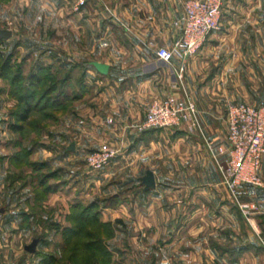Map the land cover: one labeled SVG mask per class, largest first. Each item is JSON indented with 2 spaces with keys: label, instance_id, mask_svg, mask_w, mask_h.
<instances>
[{
  "label": "rangeland",
  "instance_id": "rangeland-1",
  "mask_svg": "<svg viewBox=\"0 0 264 264\" xmlns=\"http://www.w3.org/2000/svg\"><path fill=\"white\" fill-rule=\"evenodd\" d=\"M181 1L182 5L186 0ZM97 3L106 21L127 28L107 0ZM138 13L140 18L145 17L143 9ZM1 20L0 25L5 27L0 28L13 25L11 20ZM221 22H257L252 30L258 42L252 32H248V39L241 37L242 41L236 43L233 38L230 73L216 84L230 87L235 96L214 108L215 115L209 117L213 121L209 122L208 114L198 113L196 104L209 102V93L217 94L206 91L199 99L196 88L186 86L182 93L195 103L200 129L178 126L136 132L141 142L133 154L122 156L119 148L110 145L87 149L74 144L73 150H67L69 144L63 139L49 136L50 126H56L68 111L80 106L76 99L86 93L92 95L96 90L93 86L87 92L83 86L74 100L52 111L47 107L39 111L37 118L46 119L42 131H13L10 126L22 107L13 96L16 91H9V80L0 75V264H35L44 253L53 255L55 264H256L259 255L264 259V170L260 173L261 185H249L233 193L222 182L207 147V140H214L208 138H225L230 103L264 100V0H224L220 28ZM239 44L247 48L251 58H242L234 67ZM15 45L10 39L0 48L13 52L11 66L20 65L24 78L35 67H51L45 54L47 43L37 47L25 44L26 48L19 51ZM70 60L78 80L83 70L95 68L76 55ZM42 78L47 80V75ZM176 79L181 82L183 74L181 80ZM215 87L221 93L222 89ZM42 90L38 88L37 95ZM199 115L205 117L211 134L203 130ZM49 116L56 117L48 121ZM32 144L35 149L23 156ZM104 148L114 149L115 155L102 169H92L86 156ZM33 162L44 164L37 168L32 167ZM147 169L154 172L156 183L144 191L139 177ZM43 175L48 178L40 185ZM252 204V208L244 207ZM84 207L88 215L94 214L96 220L107 225L89 216L81 225L78 212ZM66 227L75 230L66 232ZM34 238H38L36 250L27 252L24 246ZM90 238L98 239V250L87 247Z\"/></svg>",
  "mask_w": 264,
  "mask_h": 264
},
{
  "label": "crops",
  "instance_id": "crops-1",
  "mask_svg": "<svg viewBox=\"0 0 264 264\" xmlns=\"http://www.w3.org/2000/svg\"><path fill=\"white\" fill-rule=\"evenodd\" d=\"M107 1L113 12L125 21L123 23L127 28L112 19L114 22L106 21L97 0H88L78 10H74L72 0H8L0 4L1 21H12L13 25L8 27L11 30L10 39L17 44L18 51L24 50L25 44L35 47L48 44L45 54L49 58L50 70L55 72L57 80H65L64 88L72 100L83 86L85 91L92 86L96 88L92 95L86 93L85 97L76 99L80 106L72 112L68 111L56 126H50V137L63 139L66 145L74 142L75 147L87 149L110 145L119 148L120 155L124 156L129 152L133 154L139 146L141 138L134 125L144 118L153 99L182 97L186 86L188 89L196 88L199 99L201 94L211 90L217 96L209 93V102L196 104L198 113L199 110L206 112L209 118L215 115L214 108H219L235 96L230 87L222 85L221 88L216 84L230 73L232 53L229 49L233 38L236 43V40L242 41L241 37L248 39V32H252L258 42L257 34L252 30L257 22H221L220 30L209 34L199 51L183 56L182 51L177 49L166 62L155 55V50L159 46L171 48L178 39L184 15L182 1ZM140 8L145 14L143 18L138 13ZM177 21L180 25H175ZM227 43L229 45L225 46ZM239 46L233 57L234 67L240 65L242 58H251L247 48L244 50V46ZM73 55L87 59L89 63L98 61L107 64V73L102 74L90 67L81 72L78 80L77 70H72L70 64ZM108 59L111 61H106ZM37 68L28 73H34ZM181 68L184 79L178 82L176 75ZM215 86L222 89L221 93ZM74 89L77 91L75 94ZM236 97L242 98L237 94ZM256 100L237 102L257 105L259 102ZM202 116L203 130L211 134V127L206 125ZM208 121L213 120L209 118ZM179 127L186 128V125ZM200 134L205 137L203 132ZM241 186L238 190L246 187ZM254 262L264 264V259L259 255Z\"/></svg>",
  "mask_w": 264,
  "mask_h": 264
},
{
  "label": "built area",
  "instance_id": "built-area-1",
  "mask_svg": "<svg viewBox=\"0 0 264 264\" xmlns=\"http://www.w3.org/2000/svg\"><path fill=\"white\" fill-rule=\"evenodd\" d=\"M78 9L88 0H72ZM224 0H186L181 32L171 48L159 46L155 55L169 62L175 50L183 56L197 52L207 36L220 29ZM108 12H110L108 10ZM110 14L113 16L112 12ZM175 25H180L175 22ZM181 71L177 78H181ZM185 124L188 129L199 128L195 103L184 93L182 97L167 96L154 99L141 122L134 125L138 133L150 129L174 128ZM207 147L227 190L235 192L241 185H261V169L264 157V100L257 105L234 102L227 106L226 136L224 139L207 140ZM114 149H99L86 156L92 169H102L115 155ZM241 207H254L247 205Z\"/></svg>",
  "mask_w": 264,
  "mask_h": 264
},
{
  "label": "trees",
  "instance_id": "trees-1",
  "mask_svg": "<svg viewBox=\"0 0 264 264\" xmlns=\"http://www.w3.org/2000/svg\"><path fill=\"white\" fill-rule=\"evenodd\" d=\"M8 0H0V4L6 2ZM4 42H7V39H3L0 37V46ZM17 47V44L15 45ZM13 52L5 51L0 48V75L2 78L9 80V91L15 92L13 96H15L17 102L20 103L22 110L18 112L17 117H14V122L11 124L10 128L17 133H24L25 131L37 132L43 130V126L46 122L45 118L39 119L37 118V114L39 111H45L46 107L49 110H53L58 108L65 102L72 101L70 95L66 93L64 88L65 80H57L54 73H51V67H40L34 73L30 74V76L26 79L22 76V68L20 65L11 66L10 59L12 58ZM42 75H47V80L42 78ZM46 85L44 87L43 85ZM39 89H43L40 95H37ZM65 91V93H63ZM74 98V97H73ZM43 101V102H42ZM47 102V103H46ZM56 116H49L48 121L54 120ZM41 128L38 129L37 126ZM33 126L35 128H33ZM147 131V130H146ZM38 145V144H37ZM35 149L34 144L27 148V150L23 153V156L29 154L31 151ZM20 158V157H18ZM17 161H20L18 159ZM32 167L41 168L43 166V162H33ZM36 169V168H35ZM48 176H41L39 179V184L43 185L47 180ZM247 186V185H243ZM45 188H49L48 185ZM48 191V190H47ZM86 207H84L80 212H78V221H82L81 225H85L87 219L91 217L92 220L96 221V223L100 225H107V223H102L95 218L93 215H88V210L86 211ZM89 216V217H88ZM24 217V216H23ZM26 218V216H25ZM28 218V217H27ZM67 231H74L72 227H66ZM88 233V232H87ZM88 235V234H86ZM98 242L97 238H90L87 240V247H91V249L98 250L96 245ZM35 264H55V258L51 254H43L38 262Z\"/></svg>",
  "mask_w": 264,
  "mask_h": 264
},
{
  "label": "water",
  "instance_id": "water-1",
  "mask_svg": "<svg viewBox=\"0 0 264 264\" xmlns=\"http://www.w3.org/2000/svg\"><path fill=\"white\" fill-rule=\"evenodd\" d=\"M11 36V30L7 28H0V37L3 39H8ZM92 65L96 68V70L102 74L107 73L108 65L98 61H92ZM74 149V142H71L67 146V150ZM140 184L143 185V190L146 191L148 189L155 187V176L153 171L147 169L141 177H139ZM38 242V238H34L29 244L25 245L24 248L27 252H34L36 250V244Z\"/></svg>",
  "mask_w": 264,
  "mask_h": 264
}]
</instances>
